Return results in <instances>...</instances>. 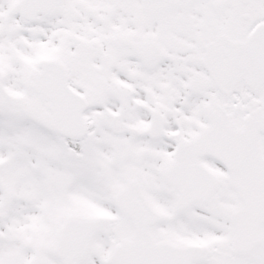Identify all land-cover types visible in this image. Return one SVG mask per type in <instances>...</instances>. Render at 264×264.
<instances>
[{
	"label": "snow or ice",
	"instance_id": "obj_1",
	"mask_svg": "<svg viewBox=\"0 0 264 264\" xmlns=\"http://www.w3.org/2000/svg\"><path fill=\"white\" fill-rule=\"evenodd\" d=\"M0 264H264V0H0Z\"/></svg>",
	"mask_w": 264,
	"mask_h": 264
}]
</instances>
